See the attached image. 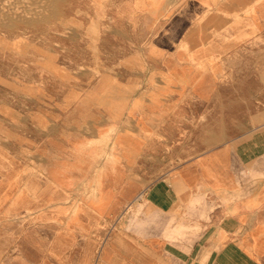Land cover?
Here are the masks:
<instances>
[{
    "label": "rangeland",
    "instance_id": "374dc122",
    "mask_svg": "<svg viewBox=\"0 0 264 264\" xmlns=\"http://www.w3.org/2000/svg\"><path fill=\"white\" fill-rule=\"evenodd\" d=\"M3 1L0 264H97L116 234L119 252L107 260L177 261L169 248L194 244L202 225L155 221L143 202L104 212L91 203L96 183L113 184L118 174L105 168L120 159L115 123L137 131L136 113L159 102L144 121L154 131L149 142L144 135L139 168L150 175L158 160L171 157L174 166L185 161L179 152L188 159L264 130V0ZM173 128L181 138L169 141L164 132ZM78 149L97 155L83 167ZM259 160L264 152L252 163ZM228 195L224 205L234 200Z\"/></svg>",
    "mask_w": 264,
    "mask_h": 264
},
{
    "label": "crops",
    "instance_id": "0c3cea01",
    "mask_svg": "<svg viewBox=\"0 0 264 264\" xmlns=\"http://www.w3.org/2000/svg\"><path fill=\"white\" fill-rule=\"evenodd\" d=\"M160 93L156 91L150 96L157 99ZM151 103L147 109L143 107L144 114L141 111L136 113L137 131L131 132L124 127L123 120L116 121L120 132L115 139L118 141L115 156L120 159L115 165L106 163L105 168L114 166L118 174L113 184L107 183L108 178H105L103 186L96 183L100 191L91 203L104 212L107 205L143 202L148 215L155 221L165 222L176 217L186 230L194 222L202 225L203 229L197 230L199 237L194 244L178 248L171 245L174 249L170 247L168 252L175 255L177 261L107 260L104 258L119 252L117 247H107L109 249L102 252L103 257L97 264H264V163L261 160L258 164L252 163L253 158H261L264 152V130L243 134V147L248 145L250 148L253 144L250 149H237L236 141H240L242 135H234L221 145L188 159L186 153L179 152L178 156L175 155L176 160L185 158V161L179 160L174 166L170 165L171 157L158 160L150 171L154 172V176L139 168L144 155V135L149 142L154 131L144 121H149L150 114L155 113L150 112V109L159 108L156 105L158 101L152 100ZM115 105L122 113L121 110L125 108L122 97L115 101ZM129 108L137 110L134 104ZM174 119L175 124H181L179 118ZM164 134L169 141L181 138L180 130L175 128ZM252 149L253 154L248 155L246 150L250 152ZM77 152L78 162L83 167L97 155L87 150L78 149ZM129 172L136 173L137 177L128 176ZM250 174L254 177L251 178ZM70 181L68 179V184ZM55 184L60 188L67 186L60 182ZM228 194L234 200L227 202L226 207L224 201Z\"/></svg>",
    "mask_w": 264,
    "mask_h": 264
},
{
    "label": "bare ground",
    "instance_id": "6f19581e",
    "mask_svg": "<svg viewBox=\"0 0 264 264\" xmlns=\"http://www.w3.org/2000/svg\"><path fill=\"white\" fill-rule=\"evenodd\" d=\"M2 1H3V0H2ZM2 1L0 0V2H2ZM53 1H54V0H48V2H53ZM257 1H258V0H257ZM3 2H4V1H3ZM16 2H17V1H16ZM24 2H25V1H24ZM24 2H23V3H24ZM123 2H124V1H123ZM214 2H215V1H214ZM4 3H5V2H4ZM30 3H31V2H30ZM30 3H29V4H30ZM33 3H34V2H33ZM104 3H105V2H104ZM215 3H217V2H215ZM1 4H2V3H0V5H1ZM8 4H9V3H8ZM14 4H15V3H14ZM5 5H6V3H5ZM5 5H3V6H5ZM34 5H35V4H34ZM34 5H33V7H34ZM99 5H100V4H99ZM127 5H128V4H127ZM24 6H25V5H24ZM6 7H7V5H6ZM9 7H10V6H9ZM9 7H8V9L11 8V7H10V8H9ZM15 7H16V5H15ZM31 7H32V6H31ZM31 7H29V8H31ZM35 7H36V5H35ZM35 7H34V8H35ZM39 7H40V5H39ZM27 8H28V7H27ZM250 8H251V7H250ZM1 9H2V8H1ZM11 9H12V8H11ZM11 9H10V11H11ZM15 9H16V8H15ZM18 9L20 10V8H18ZM36 9H37V7H36ZM78 9H79V8H78ZM102 9H104V8L102 7ZM236 9H237V8H236ZM246 9H247V8H246ZM3 10H4V9H3ZM33 10H34V9H33ZM101 11H102V10H101ZM220 11H221V10H220ZM235 11H236V10H235ZM80 12H81V11H80ZM80 12H79V13H80ZM86 12H87V11H86ZM209 12H211V11H209ZM209 12H208V13H209ZM2 13H3V12H2ZM4 13L6 14L5 11H4ZM11 13H12V12H11ZM83 13H84V12H83ZM217 13H218V12H217ZM85 14H86V13H85ZM239 14H240V13H239ZM86 15H87V14H86ZM6 16H7V14H6ZM32 16H33V15H32ZM102 16H103V15H102ZM183 16H184V15H183ZM244 16H245V15H244ZM249 17H250V16H249ZM2 18H3V17H2ZM17 18H18V17H17ZM122 18H123V17H122ZM168 18H169V17H168ZM205 18H206V17H205ZM221 18H222V17H221ZM221 18H220V19H221ZM240 18H241V17H240ZM246 18H247V17H246ZM95 19H96V18H95ZM16 20H17V19H16ZM202 20H204V19H202ZM230 21H231V20H230ZM232 21H233V20H232ZM4 22H5V20L3 21V23H4ZM185 22H186V21H185ZM197 22H198V21H197ZM215 22H217V21H215ZM225 22H226V21H225ZM228 22H229V21H228ZM5 23H6V22H5ZM94 23H95V25L97 24L96 21H95ZM198 23H199V22H198ZM0 24H1V23H0ZM80 24H81V23H80ZM187 24H188V23H187ZM228 24H229V23H228ZM91 25H92V24H91ZM211 25H212V24H211ZM211 25H210V26H211ZM96 26H98V24H97ZM185 26H186V25H184V27H185ZM224 26H225V25H224ZM88 27H91V26H88ZM187 27H188V26H187ZM94 28H95V27H94ZM97 28H98V27H97ZM95 29H96V28H95ZM207 29H208V28H207ZM216 29H217V28H216ZM96 30H97V29H96ZM225 30H226V29H225ZM87 31H89V30H87ZM182 31H183V30H182ZM184 31H185V29H184ZM216 32H217V31H216ZM90 33H91V31H90ZM180 34H181V32H180ZM180 34H179V35H180ZM182 34H183V33H182ZM209 34H210V33H209ZM171 35H172V34H171ZM171 35H170V36H171ZM223 35H224V34H223ZM181 36H182V35H181ZM88 38H89V37H88ZM165 38H166V37H165ZM179 40H180V39H179ZM166 41H167V40H166ZM167 42H169V41H167ZM176 43H177V42H176ZM179 44H180V43H179ZM205 44H206V43H205ZM163 45H164V44H163ZM169 47H170V46H169ZM165 48H166V47H165ZM218 55H219V54H218ZM218 55H217V56H218ZM210 60H211V59H210ZM207 61H208V60H207ZM204 62H205V61H204ZM208 62H209V61H208ZM202 64H203V63H202ZM202 64H201V65H202ZM199 65H200V64H199ZM200 67H201V66H200ZM207 67H208V66H207ZM203 68H204V67H203ZM177 69H178V68H177ZM204 71H205V70H204ZM199 73H201V72H199ZM199 73H198V74H199ZM176 75H177L176 78L178 77V78H177L178 80H179V79L184 80V77H183L184 75H179L178 73H176ZM199 76H200V75H199ZM201 76H202V75H201ZM173 80H174V79H173ZM179 81H180V80H179ZM181 82H182V81H181ZM262 128H263V127H262ZM258 130H259V129H258ZM252 136H253V135H252ZM254 137H256V136H254ZM247 140H248V139H247ZM236 142H237V141H236ZM242 142H243V141H241L240 143L237 144V149H238V145H239V144H242ZM247 143H248V142H247ZM249 143H250V142H249ZM249 145H250V144H249ZM252 146H254V145L252 144ZM252 146H251V147H252ZM259 146H261V145H259ZM251 147H250V148H251ZM228 148H229V147H228ZM248 148H249V147H248ZM261 148H262V146H261ZM241 149H242V148H241ZM254 149H256V148H254ZM254 149H252V150L254 151ZM208 150H209V149H208ZM255 153H256V152H255ZM3 159H4V158H3ZM64 168H65V167H64ZM65 174H66V173H65ZM6 184H7V183H6ZM218 185H219V184H218ZM5 186H6V185H5ZM5 186H3V187H5ZM7 187H8V186H6V189H8ZM4 192H5V189H4ZM12 192H13V191H12ZM12 192H11V194H12ZM0 193H1V192H0ZM60 193H61V192H60ZM48 194H49V193H48ZM63 194H64V193H63ZM58 195H59V194H58ZM0 196H2V195H0ZM49 196H50V194H49ZM130 205H131V204H130ZM130 205H129V206H130ZM17 208H18V207H17ZM21 209H22V208H21ZM19 211H20V210H19ZM15 212H16V211H14V213H15ZM7 213H8V212H7ZM7 225H8V224H7ZM13 225H14V224H13ZM16 227H17V226H16ZM14 228H15V227H14ZM0 229H1V228H0ZM17 231H18V230H17ZM31 232H32V231H31ZM29 234H30V233H29ZM36 234H37V233H36ZM30 236H31V235H30ZM38 237L40 238V236H38ZM121 237H124V236H121ZM26 239L29 241L28 237H27ZM108 239H109V238H108ZM122 239H123V238H122ZM30 240H32V238H31ZM40 240H41V239H40ZM124 240H125V239H124ZM127 240H128V239H127ZM136 240H137V239H136ZM32 241H35V238H34V240H32ZM32 241H29V242H32ZM128 241H129V240H128ZM26 242H27V241H26ZM123 242H124V241H123ZM129 242H130V241H129ZM61 243H62V242H61ZM119 243H120V237L116 234V235L112 238V241L109 243V246H110V247H113V248H114V247H118ZM47 244H48V243H47ZM106 244H107V243H106ZM34 245H35V242H34ZM37 245H38V243H36L35 247H36ZM62 245H63V244H62ZM124 245H126V244H124ZM130 246H131V245H130ZM40 247H41V246H40ZM40 247H39V248H40ZM119 248H121V247H119ZM128 248H129V247H128ZM32 249H33V248H32ZM37 249H38V248H37ZM40 249H41V248H40ZM92 249H93V248H92ZM107 249H109V248H107ZM134 249H135V248H134ZM33 250H34V249H33ZM43 250H45V249H43ZM61 250H62V249H61ZM103 250H105V248H103ZM137 250H138V249H137ZM137 250H136V251H137ZM24 251H25V250H24ZM39 251H40V250H39ZM59 251H60V250H59ZM110 251H112V250H110ZM127 251H130V250L127 249ZM34 252H35V250H34ZM43 252H44V251H43ZM45 252H48V251H45ZM102 252H103V251H102ZM102 252H101V254L99 255L100 257H103V256H102V254H103ZM137 252H139V251H137ZM28 253H29V252H28ZM37 253H38V255H37V254H36V255H37V256H40V255H39V252H37ZM104 253H105V252H104ZM109 253H110V252H109ZM111 253H112V252H111ZM111 253H110V254H111ZM26 254H27V253H26ZM29 254H30V253H29ZM40 254H41V253H40ZM132 254H133V253H132ZM130 256H131V255H130ZM30 257H31V256H30ZM35 258H36V257H35ZM107 258H108V257H107ZM107 258H104V259H107ZM142 258L144 259V257H142ZM31 259H32V258H31ZM104 259H103V260H104ZM36 261H38V260H36ZM140 261H141V259H140Z\"/></svg>",
    "mask_w": 264,
    "mask_h": 264
}]
</instances>
